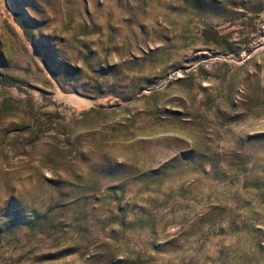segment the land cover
<instances>
[{"label":"rangeland","instance_id":"rangeland-1","mask_svg":"<svg viewBox=\"0 0 264 264\" xmlns=\"http://www.w3.org/2000/svg\"><path fill=\"white\" fill-rule=\"evenodd\" d=\"M0 264H264V0H0Z\"/></svg>","mask_w":264,"mask_h":264}]
</instances>
